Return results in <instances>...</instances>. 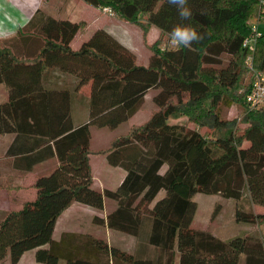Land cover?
<instances>
[{"label":"trees","instance_id":"obj_1","mask_svg":"<svg viewBox=\"0 0 264 264\" xmlns=\"http://www.w3.org/2000/svg\"><path fill=\"white\" fill-rule=\"evenodd\" d=\"M55 1L48 7L56 5L57 14L42 2L20 31L42 35L34 53L0 41V84L7 93L0 135L13 134L23 144L26 171L52 157L58 162L37 177L34 200L0 210V262L8 257L15 264L34 249L44 264H264L261 234L243 231L223 240L192 227L196 193L232 199L237 223L264 225V212L253 210L264 207V104L250 108L246 100L252 81L246 58L264 71V31L252 52L243 46L261 0H189L193 16L186 23L204 35L191 49L170 44L168 33L180 21L167 0H83L143 34L152 25L159 29L145 64L103 28L72 48L82 23L65 18L69 0ZM57 77L70 82L54 85ZM89 82L87 118L75 124L71 99ZM150 89L158 91L149 116L115 135L106 149L92 151L91 127L126 121ZM234 104L240 117L227 118L224 111ZM180 117L194 126L177 122ZM92 153L125 171L115 189L93 186ZM105 199L116 207L93 221L135 237L133 252L90 233L65 232L53 240L56 220L71 203L102 210Z\"/></svg>","mask_w":264,"mask_h":264},{"label":"crops","instance_id":"obj_2","mask_svg":"<svg viewBox=\"0 0 264 264\" xmlns=\"http://www.w3.org/2000/svg\"><path fill=\"white\" fill-rule=\"evenodd\" d=\"M42 2L43 0H0V40L12 41L11 43L15 47V50L20 54L34 53L42 42V35L21 34L20 31L25 28ZM65 18L72 22L82 23V27L78 29L71 41L72 48L77 49L95 30L103 28L131 49L136 56L132 42L134 36L132 37V34L127 32L130 29L129 25L131 23L115 16H110L106 12L101 11L100 8L91 6L83 0H69L65 8ZM259 29L264 31V23L259 24ZM132 33L134 35V32ZM148 57L149 55L146 62ZM55 75L58 76V74ZM54 78L53 74L52 79ZM56 79L57 81L54 85L57 86L66 85L67 79L70 82V78L57 77ZM90 87V82L81 86L71 99L70 112L75 124L81 123L87 118V99L90 95ZM6 98V89L0 84V103L4 102ZM91 136L90 149L92 151L95 152L107 148L92 147ZM23 148V144L15 140V135H0V210H16L26 201L34 200L36 197L34 183L37 177L48 174L58 163L57 158L52 157L35 163L29 171H26L27 164L23 157L24 154L19 153L20 149ZM15 150L16 153L13 152ZM89 163L93 177V186L101 191L104 189H115L125 176V171L122 168L108 164L106 155L104 154H90ZM32 178H34V181L31 182L30 179ZM115 207V202H111L109 199L104 200L102 210L94 209L79 202L71 203L69 207L61 212L56 220L52 234L53 240L58 241L65 232H79L90 233L93 236L102 237L109 242L107 232L109 233L110 230L100 222L95 223L93 219L95 216L105 218L106 214ZM134 240H130L132 244L130 248L125 249L122 246L120 248L133 252L136 248V240L135 242ZM0 264H11V262L7 257ZM15 264L44 263L38 262L35 259V250L32 249L25 251Z\"/></svg>","mask_w":264,"mask_h":264},{"label":"rangeland","instance_id":"obj_3","mask_svg":"<svg viewBox=\"0 0 264 264\" xmlns=\"http://www.w3.org/2000/svg\"><path fill=\"white\" fill-rule=\"evenodd\" d=\"M43 2V5L45 6V8L48 9V12L54 14L58 13V8L56 5L54 6V9H51L48 7L49 0H44ZM55 4H57V0L55 1ZM101 11H103V9H101ZM129 28L130 31L127 30V32L129 34H132V37L134 36L132 40L134 46H132L134 47L133 49L136 53V61L138 63L145 64L147 56L150 54L148 44L153 43L159 38V29L156 26L152 25L147 34H143L140 29L132 23L131 25H129ZM132 32H134V35ZM0 41L5 42L6 40ZM249 75L250 74L247 72V78H249ZM157 91V89H150L145 94L138 111L134 113L131 117H129V119L124 122H121L116 127L109 128L92 126L90 129L92 135V147H108L111 139L115 135L124 133L130 128L131 125L144 121L147 118L148 114L156 108V105L153 102V96L157 93ZM223 109L225 110L226 108L224 107ZM241 111L242 108L239 105L234 104L224 111V115L227 118H239ZM177 122L186 124L188 127L194 126L191 122L187 121L186 117H180ZM240 126L243 125L240 123ZM201 131L207 133L208 129L202 128ZM33 179L34 178L30 179L31 182L34 181ZM192 199L197 203V210L192 221V227L196 229H204L210 231L215 236L223 240L237 235L243 231L256 232L261 234L262 237H264V225L247 226L245 224L237 223L235 221V202L232 199H226L215 194L204 193H196L193 195ZM253 210L257 213H261L264 212V207L254 206ZM107 234V237L109 238V242H111V244H116V246L118 245V247L122 246L125 249L130 248L132 245L130 240L135 239V237L131 235L117 231L115 232L112 230H110L109 233L107 232Z\"/></svg>","mask_w":264,"mask_h":264},{"label":"built area","instance_id":"obj_4","mask_svg":"<svg viewBox=\"0 0 264 264\" xmlns=\"http://www.w3.org/2000/svg\"><path fill=\"white\" fill-rule=\"evenodd\" d=\"M103 11L111 16L113 15L108 8H103ZM260 23H264V0H261L257 15L250 20L252 35L243 42V46L248 48L250 52L254 50V43L261 36ZM246 67L252 76L251 88L246 100L250 108H257L264 104V71H259L253 66L251 55L246 58Z\"/></svg>","mask_w":264,"mask_h":264},{"label":"clouds","instance_id":"obj_5","mask_svg":"<svg viewBox=\"0 0 264 264\" xmlns=\"http://www.w3.org/2000/svg\"><path fill=\"white\" fill-rule=\"evenodd\" d=\"M167 3L175 7L180 21L168 33L170 44L177 49L180 47L191 49L194 44L203 40L204 35L191 23H186L193 16L189 0H167Z\"/></svg>","mask_w":264,"mask_h":264}]
</instances>
